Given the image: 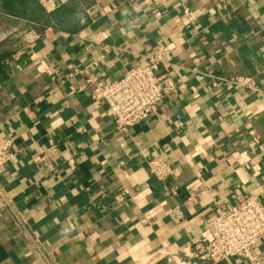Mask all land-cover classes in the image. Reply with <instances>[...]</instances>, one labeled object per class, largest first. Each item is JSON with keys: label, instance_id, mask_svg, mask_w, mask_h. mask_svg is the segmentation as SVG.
I'll list each match as a JSON object with an SVG mask.
<instances>
[{"label": "crops", "instance_id": "1", "mask_svg": "<svg viewBox=\"0 0 264 264\" xmlns=\"http://www.w3.org/2000/svg\"><path fill=\"white\" fill-rule=\"evenodd\" d=\"M38 1L46 23L0 57V264H192L217 205L264 206V0ZM157 50L181 88L118 130L87 78ZM252 255L211 264H264V236Z\"/></svg>", "mask_w": 264, "mask_h": 264}, {"label": "built area", "instance_id": "2", "mask_svg": "<svg viewBox=\"0 0 264 264\" xmlns=\"http://www.w3.org/2000/svg\"><path fill=\"white\" fill-rule=\"evenodd\" d=\"M166 54L165 50L155 51L118 79L87 78L91 99L106 104L107 114L118 130H126L145 120L160 100L176 95L180 90L181 85L167 67ZM227 80L236 85L249 82L248 78L238 75L230 76ZM12 154L11 140L2 141L0 171ZM148 168L159 180L168 178L173 172L170 164L160 158L149 160ZM9 202L0 185V203L8 206ZM263 236L264 206L254 197L248 196L227 207L217 205L214 217L191 242L189 255L192 264H211L234 256L254 261L252 247ZM49 257L45 255L44 259L47 264H52Z\"/></svg>", "mask_w": 264, "mask_h": 264}, {"label": "rangeland", "instance_id": "3", "mask_svg": "<svg viewBox=\"0 0 264 264\" xmlns=\"http://www.w3.org/2000/svg\"><path fill=\"white\" fill-rule=\"evenodd\" d=\"M46 12L45 7L37 2ZM0 56L15 51L24 40V34L27 31V25L45 24V18L28 19L24 17L7 16L0 12Z\"/></svg>", "mask_w": 264, "mask_h": 264}, {"label": "trees", "instance_id": "4", "mask_svg": "<svg viewBox=\"0 0 264 264\" xmlns=\"http://www.w3.org/2000/svg\"><path fill=\"white\" fill-rule=\"evenodd\" d=\"M37 2L38 0H0V12L7 16L28 19H36L44 16L45 21H47L49 14Z\"/></svg>", "mask_w": 264, "mask_h": 264}]
</instances>
